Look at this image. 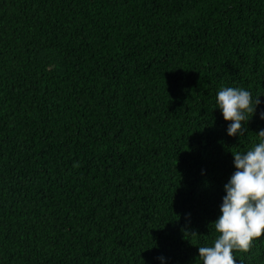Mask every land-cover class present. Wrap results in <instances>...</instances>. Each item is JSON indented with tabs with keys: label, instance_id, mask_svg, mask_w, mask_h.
I'll use <instances>...</instances> for the list:
<instances>
[{
	"label": "trees",
	"instance_id": "obj_1",
	"mask_svg": "<svg viewBox=\"0 0 264 264\" xmlns=\"http://www.w3.org/2000/svg\"><path fill=\"white\" fill-rule=\"evenodd\" d=\"M261 111L264 0H0V264H202Z\"/></svg>",
	"mask_w": 264,
	"mask_h": 264
},
{
	"label": "clouds",
	"instance_id": "obj_2",
	"mask_svg": "<svg viewBox=\"0 0 264 264\" xmlns=\"http://www.w3.org/2000/svg\"><path fill=\"white\" fill-rule=\"evenodd\" d=\"M260 96L253 98L241 87H222L215 104L227 124L229 137H244L247 125L256 114ZM259 118L264 120V111ZM264 138V129L258 134ZM233 154V153H232ZM235 171L224 185L220 215L212 222L219 235L211 246L198 247L202 264H236L233 253L247 252L254 239L264 235V139L244 153L233 154ZM161 264L165 258L159 257Z\"/></svg>",
	"mask_w": 264,
	"mask_h": 264
}]
</instances>
